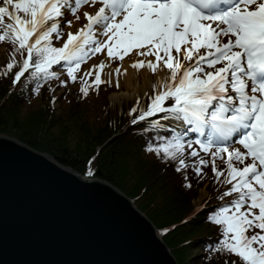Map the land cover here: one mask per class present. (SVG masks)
Instances as JSON below:
<instances>
[{
    "label": "snow or ice",
    "instance_id": "1",
    "mask_svg": "<svg viewBox=\"0 0 264 264\" xmlns=\"http://www.w3.org/2000/svg\"><path fill=\"white\" fill-rule=\"evenodd\" d=\"M69 16L80 22L74 32L63 30L73 26ZM0 42L14 46L3 73L18 68L13 85L26 73L29 83L58 78L53 66L75 82L98 55L82 84L93 75V85L105 83V61L130 54L137 71L164 73L129 123L146 122L138 133L144 151L172 162L183 188L193 187L189 170L198 178L206 168L214 173L218 203L206 223L219 226L220 236L206 251L225 254L224 264H264V0H0Z\"/></svg>",
    "mask_w": 264,
    "mask_h": 264
},
{
    "label": "trees",
    "instance_id": "2",
    "mask_svg": "<svg viewBox=\"0 0 264 264\" xmlns=\"http://www.w3.org/2000/svg\"><path fill=\"white\" fill-rule=\"evenodd\" d=\"M15 58L21 59L18 54ZM15 69L7 76L3 74L6 70H0V132L13 133L61 165L81 174L91 170L94 177L121 189L154 224L159 223L158 231L180 264H206V256H211V264H224L228 259L225 254L206 251V245L220 236L219 226L206 223L207 211L218 203L215 195L220 186L214 183V173L206 168L198 178L189 170L193 187L183 188V174L175 172L172 162L165 165L154 153L144 151L146 138L138 133L146 122L131 125L134 114L121 107L116 112L110 105L107 94L112 89L107 83L97 87L87 78V84H80L88 88L86 96L80 90L61 93L57 114L54 93L61 81H69L58 77L29 83L26 73L21 83L13 85ZM33 87L39 92H33ZM32 100L37 104L26 108ZM28 123H37L41 132L31 133ZM188 162H192L190 157ZM202 190L205 195L201 197ZM209 197L207 209L197 213V206ZM192 249L198 252L189 259Z\"/></svg>",
    "mask_w": 264,
    "mask_h": 264
},
{
    "label": "water",
    "instance_id": "3",
    "mask_svg": "<svg viewBox=\"0 0 264 264\" xmlns=\"http://www.w3.org/2000/svg\"><path fill=\"white\" fill-rule=\"evenodd\" d=\"M136 204L0 134V264H178Z\"/></svg>",
    "mask_w": 264,
    "mask_h": 264
},
{
    "label": "rangeland",
    "instance_id": "4",
    "mask_svg": "<svg viewBox=\"0 0 264 264\" xmlns=\"http://www.w3.org/2000/svg\"><path fill=\"white\" fill-rule=\"evenodd\" d=\"M83 19V17H82ZM73 20V26L71 28L69 27H64V31L65 32H68V31H75L79 26H80V22H76L74 20V18H72ZM78 26V27H77ZM77 27V28H76ZM66 38V37H65ZM56 43V46H59V42H55ZM12 51H13V46L8 44L7 42H0V70H6V64L8 62L11 61L12 59ZM129 58V60H131L132 62L137 59V57L135 56H130L129 57H125V59ZM101 59H103L102 56L98 55L97 57H93L92 59H90L87 63L81 65V69H80V72L81 73H85L87 71H89V69L92 67L93 64H96L98 63ZM124 59V60H125ZM140 59H143L142 57ZM149 59H153L151 57H149ZM106 63V67H109L110 66V69H111V77L108 76L107 74H105L104 72L106 70H108L106 67L103 69L102 73H101V76H102V79L104 81H106L105 83H107L109 86H111V91L107 94L108 96V100H109V103L112 107H115L116 109V112H119V108L121 107V109L124 110V112H127V114L129 113V110L133 107H137L138 108V111H139V108H147V105L149 104L150 100H149V97L151 95L154 94L155 92V89H154V85L156 84L157 80L158 79H155L153 78L152 79V82L150 84V87H149V90H146V91H140L139 92V95L137 96H132L131 94L129 95L128 93H125L123 94L124 92H131V88H128L127 86L124 85L123 81H124V78H123V74L120 72L118 75L115 73V69L117 67L120 68V71L122 69V63L123 61H105ZM141 70V69H140ZM54 71H58L59 72V77L60 78H63V80H67V77H66V73H64L63 69H60V70H54ZM60 71H63L60 72ZM149 73L154 76V74H152L150 72V70H148ZM164 75V73H163ZM92 80H94V75L92 76ZM117 80L119 81V87L116 86V83H117ZM81 83H77V82H74V83H66V84H59L60 87H58L56 89V92L54 93V96L56 97L55 100H53V107L55 108V111L57 114L60 113L61 109H60V105H61V100H60V94L61 93H69V94H73L75 93L76 91L80 90L81 87H83L82 85H80ZM86 87V86H84ZM147 94V95H146ZM66 96V95H64ZM66 97H62V100L65 99ZM137 100H139V105H137ZM38 101L36 100H32L30 103H27L28 106H26V108H31L33 106H35L37 104ZM137 111V112H138ZM136 112V113H137ZM135 114V113H133ZM139 114V112L137 113ZM30 124L28 126V128L30 129L31 133L33 134H37L39 132H41L39 129H38V124L37 123H28ZM17 133V132H16ZM0 134L4 135V136H7V137H10V138H13V139H16L22 143H24L23 141H21L20 139H18L16 137L15 134L13 133H2L0 132ZM44 136L47 137L46 134H42ZM25 144V143H24ZM27 145V144H25ZM28 146V145H27ZM32 148V147H31ZM35 149V148H33ZM37 150V149H35ZM38 152L40 153H43L47 156H50L51 158H53L50 154H48L47 152H44L43 150H37ZM54 159V158H53ZM79 175H82L80 172H77ZM86 173V172H85ZM85 173L83 174L85 176ZM94 178H97V177H94ZM98 179V178H97ZM105 181V180H104ZM107 182V181H106ZM108 184H110L111 186H113L117 191L121 192L122 194H124L127 198H129L132 203H135L134 200L132 198H130L129 196H127L121 189L117 188L115 185L111 184L110 182H107ZM205 195V192L204 190H202V193H201V197ZM136 204V203H135ZM136 209L139 211V212H144L141 208H138L137 205H136ZM145 217L149 220V222L154 226V228H156L157 230L159 229V226L158 224H154L151 219L145 214ZM171 228V226H169ZM161 228V227H160ZM162 242L166 245V247L168 248L169 252L171 253V255L173 256L174 259H176L177 263H179L177 257L175 254H173V252L170 250V248L168 247L167 243L165 242V240H162ZM197 249H192L189 253V259L196 255L197 254ZM182 259V257H181ZM195 261H191L189 264H195L194 263Z\"/></svg>",
    "mask_w": 264,
    "mask_h": 264
},
{
    "label": "bare ground",
    "instance_id": "5",
    "mask_svg": "<svg viewBox=\"0 0 264 264\" xmlns=\"http://www.w3.org/2000/svg\"><path fill=\"white\" fill-rule=\"evenodd\" d=\"M131 64L132 61L129 60V58L125 59L122 63V69L120 72L123 74V83L128 88H131V92H124L123 94L128 93L129 95L131 94L132 96H137L139 95L140 91L149 90L153 78L159 79L160 76H163V73H160L159 76L155 74L154 76H152L147 68L137 71L136 69L131 67ZM106 68L108 70H106L104 73H108L107 75L111 77V75H109L111 72L110 66ZM125 69L127 70L126 73L124 71ZM91 178H94V176ZM157 234L160 236V241L163 240L164 237L161 236V232L158 231Z\"/></svg>",
    "mask_w": 264,
    "mask_h": 264
}]
</instances>
